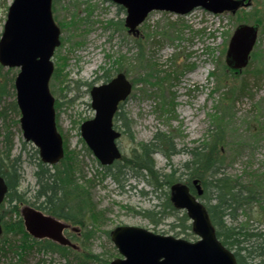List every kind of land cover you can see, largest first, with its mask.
<instances>
[{"label":"rangeland","instance_id":"374dc122","mask_svg":"<svg viewBox=\"0 0 264 264\" xmlns=\"http://www.w3.org/2000/svg\"><path fill=\"white\" fill-rule=\"evenodd\" d=\"M55 1L53 20L64 27L53 63L55 67L62 66L68 74L64 86L60 81L53 83V79L49 83L54 106L57 100L61 103V107L55 106L56 127L66 148L78 154L82 176L88 181L86 185L95 179V185L89 187V195L95 203V211L100 213V221L105 224L94 230L88 240L84 234L67 233L76 245V250H71L73 253L45 255L35 250L28 256L27 264H110L120 255L107 233L123 225L198 240L190 220L187 221L190 229L181 226L179 218L186 212L175 209L172 214L166 207L167 199L171 204V186L162 188L158 199L146 180L135 178L134 171L130 170L121 187L113 178H103V168L81 141L80 125L95 115L90 104L91 89L87 85L76 89V82L92 83L91 88L104 83L99 77L106 72L114 73L117 58L123 56L133 61L142 46L144 67L135 71L126 64L119 71L134 86L120 109L121 116L125 115L130 124L129 133L123 134L119 122L113 120L115 129L122 134L118 141L122 156L130 158L140 143L150 142L155 134H164L175 153L170 158L155 154L156 169L160 173L175 171V182L187 180L183 167L191 159L189 152L195 147H207L206 152L214 154L213 161L223 159L222 173L241 185L254 184L255 192L264 197V0H253L251 8L241 9L235 15L225 12L215 15L201 8L185 16L154 11L139 26L136 38L128 34L126 28H117L116 23L125 15L111 0ZM12 2L0 0V37ZM242 24H258V37L247 64L235 70L227 65L226 52L234 30ZM1 72L15 76L19 69L2 67ZM138 78L147 80L136 81ZM65 86L69 88L64 89ZM13 92L15 97L14 89ZM11 98L0 101V110ZM3 124L0 116V143L6 133ZM10 129L15 141L13 155L22 153L24 161L19 191L27 187L34 190L38 149L23 139L19 124L11 125ZM215 135L221 136L216 148ZM200 185L204 189V185ZM201 200L203 205L207 202L204 197ZM155 204H159L163 212L171 213L158 224L147 216V211ZM2 215L8 223L16 217L9 212ZM237 216L235 224L245 228L259 219L253 212L249 215L245 208ZM89 255H97L100 261L92 260ZM12 258V254L0 257V264H9Z\"/></svg>","mask_w":264,"mask_h":264},{"label":"water","instance_id":"95a60500","mask_svg":"<svg viewBox=\"0 0 264 264\" xmlns=\"http://www.w3.org/2000/svg\"><path fill=\"white\" fill-rule=\"evenodd\" d=\"M7 10L0 37V65L18 68L14 81L16 104L20 110V129L23 139L39 149L42 162L58 164L64 157L63 138L56 127L54 97L50 93L55 49L61 44L60 31L53 20V0H12ZM234 0H112L126 9L125 26L130 33H138L147 15L159 10L176 15H187L202 8L208 13L231 11ZM258 26L242 24L233 32L227 51V65L242 69L254 48ZM132 83L124 73L105 84L91 89V107L94 118L80 126V136L101 165L109 166L120 160L117 141L121 137L113 119L118 106L131 94ZM197 195L203 190L198 180ZM8 185L0 176V204L4 201ZM174 206L187 212L192 220L196 242L160 235L137 226H118L111 231V243L120 254L110 264H237L232 251L225 248L216 237L215 227L206 207L189 192L188 186L172 187ZM26 231L36 239L70 246L63 231L67 228L55 218L30 207L21 212ZM3 232L0 219V235ZM75 247V246H73Z\"/></svg>","mask_w":264,"mask_h":264},{"label":"trees","instance_id":"16d2710c","mask_svg":"<svg viewBox=\"0 0 264 264\" xmlns=\"http://www.w3.org/2000/svg\"><path fill=\"white\" fill-rule=\"evenodd\" d=\"M140 49L141 53H138L133 61L123 56L117 58V66L113 68L114 73L106 72L104 76L99 77L100 80L106 83L126 64L131 65L135 71H138L139 67L142 69L145 60L143 59V46ZM1 71L2 66H0V101L10 96L13 98L7 100L3 109L0 110V116L4 122L3 130L6 131L0 143V175L4 177L8 185L6 198L0 206V218L3 226V233L0 236V257L5 258L6 255L12 254L13 258L9 264H27L28 256L35 250L45 255L51 252L59 256H66L68 253H73L71 251L73 248L58 245L49 239L36 240L26 233L18 207L27 205L37 208L57 219H62L68 224L77 226L80 228L79 233L84 234L85 239L88 240L94 230L96 231L101 225L105 224L100 221V213L95 211V203L89 195V187L95 185V179L89 180V185H86L88 181H85L82 176L81 160L78 158V154L68 150L64 142L65 155L63 160L56 166H49L44 164L38 157L34 172L36 188L31 190L27 187L25 191H19L23 181L22 166L24 161L22 160V153L17 156L13 155L15 141L13 140V132L10 131L11 125H18L20 119L14 92L11 93V90L14 89L13 83L16 76H8V73H2ZM67 75V73H64L62 66L60 68L57 65L53 72V83L60 81V84L64 86ZM147 78H138L136 81L139 79L146 81ZM76 84V89L84 85L91 89L92 86V83L80 84L76 82ZM68 88L69 86H65L64 89ZM55 106L57 108L61 107L59 100L56 101ZM120 113V110L116 113L114 121L115 123L119 122V125L123 128L122 133L127 134L129 133L130 124L126 116H121ZM220 139L221 136L215 135L214 148H216ZM169 142L170 140L166 135L155 134L150 142L140 143L133 150L130 158L122 157L119 162L109 167H102L104 170L103 178L111 177L123 187L122 180L125 179L124 177L130 170H133L137 177L146 180L148 185L152 187L151 192L155 193L158 198L161 189L174 184L176 177L175 171L162 174L156 169L155 154L159 153L166 158H170L175 153L171 151L173 149L169 147ZM83 147L89 154L91 153L88 147L84 145ZM207 149V147L200 146L189 152L191 159L185 162L183 167L188 175L185 182L198 178L199 182L204 185L202 196L207 199L204 206H206L212 225L215 227L216 237L225 248L233 251L237 264H264V224L262 223L264 221V202L261 199L262 196L255 192L254 184L241 185L238 181H233L230 176L222 173L223 159L213 161L214 154L212 151L206 152ZM189 171L190 174H188ZM256 184L259 186V183ZM166 201V207L172 210L171 213L173 214V210L175 211L177 208L169 204L168 199ZM244 204L254 207L248 214L250 215L253 212L256 218H259L257 221L260 224L248 225L249 227L246 228L235 224L236 211ZM159 207V204H155L152 210L147 211L148 218L152 219L154 224L165 221V218H168L171 214L163 212ZM5 212L16 215L15 220L8 223L2 215ZM179 220L181 226L190 229L187 225V221L190 219L186 214L183 213ZM107 234L110 236V232ZM190 235L193 234L190 233ZM111 256L113 257V255ZM89 258L100 261L97 255H89Z\"/></svg>","mask_w":264,"mask_h":264},{"label":"flooded vegetation","instance_id":"af4514ba","mask_svg":"<svg viewBox=\"0 0 264 264\" xmlns=\"http://www.w3.org/2000/svg\"><path fill=\"white\" fill-rule=\"evenodd\" d=\"M112 1V0H111ZM241 0H234V2H240ZM54 2H55V0H54ZM53 2V3H54ZM116 4V3H115ZM252 4H253V0H246L244 3H237L236 4V7L234 8V9H232L231 11H227V12H225V13H228V14H233V15H235V14H237L239 11H241V9H248V8H251L252 7ZM117 5V4H116ZM117 7H118V10H119V12H121V13H123L124 15H126V9L125 8H123V7H120L119 5H117ZM195 10H197V9H195ZM156 11H159V10H156ZM194 11V10H193ZM193 11H191V12H193ZM161 12H163V11H161ZM191 12H189V13H191ZM166 13V12H165ZM176 15V14H175ZM179 15V14H178ZM180 16H182V15H180ZM125 16H124V19L123 20H120V21H118L117 23H116V25H117V28L118 29H122V27L123 28H126V30H127V32H128V34H130V35H132L133 37H137L138 35H139V31H138V33H136V34H134V33H130L129 32V28H127L126 26H125ZM57 25V24H56ZM254 25H256V26H258V24H254ZM61 26L62 27H59V25H57V27H58V29H59V31H60V40H61V34H62V29H63V27H64V24H61ZM138 30H139V28H138ZM257 35H258V33H257ZM258 37V36H257ZM256 41H257V38H256ZM256 41H255V43H256ZM256 45V44H255ZM255 47V46H254ZM139 70H141L140 69V67H139ZM122 105V104H121ZM121 105L119 106V107H121ZM116 163V162H115ZM115 163H113V164H115ZM112 164V165H113ZM101 167H103V166H101ZM133 176L135 177V178H140V177H137L136 176V174H133ZM141 179V178H140ZM180 180V179H179ZM196 181V179H192L191 181H187V182H185V181H183V182H180L181 183V185H186V186H188V188H189V192H190V194H192L193 196L196 194V188H197V185H195L194 184V182ZM175 184H179L178 182L177 183H175ZM174 184V185H175ZM174 185H172V187H174ZM171 187V188H172ZM172 190V189H171ZM171 202H172V199H173V197H172V191H171ZM262 200H263V202H264V197H262L261 198ZM173 203V202H172ZM243 208H245V210H246V212H247V210H248V212H250L251 210H252V208H254L252 205H246V204H244V206H242V207H239L238 208V210L236 211L237 212V214H236V217H235V221H238V218H239V216H237L238 215V212H240V211H242V209ZM256 224H260V222H258V221H254ZM262 223L264 224V221H262ZM70 224V223H69ZM263 226V225H262ZM75 228H77V229H75ZM70 232H75V233H77L76 235H81V233H79L80 232V228H78L77 226H74V225H69V227L63 232V234H65V236H66V238H68L69 240H71L70 238H71V236L70 237H68L67 236V233H70Z\"/></svg>","mask_w":264,"mask_h":264}]
</instances>
